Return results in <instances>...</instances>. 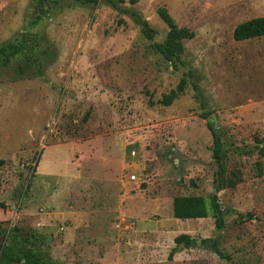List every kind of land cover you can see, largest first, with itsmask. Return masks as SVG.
<instances>
[{
	"label": "rangeland",
	"instance_id": "obj_1",
	"mask_svg": "<svg viewBox=\"0 0 264 264\" xmlns=\"http://www.w3.org/2000/svg\"><path fill=\"white\" fill-rule=\"evenodd\" d=\"M115 1L0 0V47L29 40L0 56V264L9 245L54 264H227L208 238L239 264H264V36L234 38L264 0ZM161 7L194 32L180 61L153 47L169 32ZM49 46L40 73L30 57ZM178 195L203 196L208 216L176 218Z\"/></svg>",
	"mask_w": 264,
	"mask_h": 264
},
{
	"label": "trees",
	"instance_id": "obj_2",
	"mask_svg": "<svg viewBox=\"0 0 264 264\" xmlns=\"http://www.w3.org/2000/svg\"><path fill=\"white\" fill-rule=\"evenodd\" d=\"M91 1V0H87ZM98 1V0H93ZM115 7H120L119 3L115 0H108ZM139 0H131L132 3H137ZM123 12L125 9L120 8ZM42 12H47L42 9ZM158 14L161 19L168 25L169 32L167 36V40L164 43L154 42L153 47L160 53H162L168 60L180 61L181 55L184 52V48L182 46L181 40L185 38H192L194 36V32L189 31L185 28H181L177 25L175 19L169 12L166 7H161L158 10ZM133 15L136 17V21L142 27V32L146 38L153 41L156 35L155 30L149 24V22L139 17L136 12H133ZM264 36V15L257 16L245 20L239 23L234 29V38L236 40H247L252 38H257ZM44 41L48 42V39L45 38ZM28 37L27 35H22V39L19 42L12 43L9 46H1L0 47V56L3 57H13L20 52H24L28 47ZM41 42V41H40ZM43 54L39 58V56H32L31 61L32 65H39L40 73H43L45 67L49 64L51 59H53L56 53H53L52 46H49L47 50L42 51ZM176 63V62H175ZM188 86V78L184 76L180 82L178 83L176 88H173L170 92L165 93L161 99V103L165 106L171 105L186 89ZM198 94H201V90L199 86H196ZM206 115V113H205ZM210 129L214 136V154L218 164L217 175H223L225 173V166L223 164V140L220 132L213 126L212 121L209 122ZM36 169L33 170V173ZM217 179L215 180V192L211 195V208L213 210V217L216 220L217 229H222L225 226V216H224V208L220 202V197L218 192L221 190V187L217 184ZM232 185V184H231ZM208 205L203 196L200 195H178L174 197L173 200V212L174 216L179 219H192V218H205L208 216ZM178 242H185L186 244H190L192 240L188 234H182L177 238ZM203 244L207 245L210 249L215 251L221 258L227 259V264H239L234 261L233 258L224 252L220 245L218 239H204ZM3 259L1 264L4 262H8L11 264L15 259H19V261H23L24 264H54L49 259H44L38 252H35L30 249H26L22 252V256L17 257L16 252L12 246H6L3 249ZM170 258L173 257L171 253Z\"/></svg>",
	"mask_w": 264,
	"mask_h": 264
},
{
	"label": "water",
	"instance_id": "obj_3",
	"mask_svg": "<svg viewBox=\"0 0 264 264\" xmlns=\"http://www.w3.org/2000/svg\"><path fill=\"white\" fill-rule=\"evenodd\" d=\"M181 245H183V243H181Z\"/></svg>",
	"mask_w": 264,
	"mask_h": 264
}]
</instances>
